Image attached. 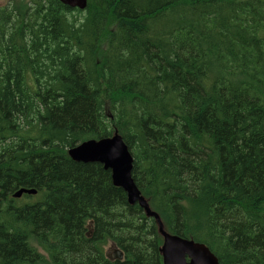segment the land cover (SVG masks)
I'll use <instances>...</instances> for the list:
<instances>
[{
    "label": "trees",
    "instance_id": "16d2710c",
    "mask_svg": "<svg viewBox=\"0 0 264 264\" xmlns=\"http://www.w3.org/2000/svg\"><path fill=\"white\" fill-rule=\"evenodd\" d=\"M115 132L167 232L264 264V0L0 5V264H162L153 217L67 153Z\"/></svg>",
    "mask_w": 264,
    "mask_h": 264
},
{
    "label": "water",
    "instance_id": "95a60500",
    "mask_svg": "<svg viewBox=\"0 0 264 264\" xmlns=\"http://www.w3.org/2000/svg\"><path fill=\"white\" fill-rule=\"evenodd\" d=\"M59 1L80 10H83L87 4V0ZM67 153L74 161L98 162L105 169H110L113 185L124 190L128 203H137L146 216L153 217L158 226V233L162 237L159 248L162 264H218L216 256L204 243L171 234L164 229L159 215L151 209L133 180L131 173L133 158L117 132L108 137L84 140L67 149ZM24 193L35 194L36 190L20 187L12 196L18 198ZM113 258L121 259L122 252L115 248Z\"/></svg>",
    "mask_w": 264,
    "mask_h": 264
},
{
    "label": "rangeland",
    "instance_id": "374dc122",
    "mask_svg": "<svg viewBox=\"0 0 264 264\" xmlns=\"http://www.w3.org/2000/svg\"><path fill=\"white\" fill-rule=\"evenodd\" d=\"M5 3H6V0H0V5H4ZM114 249L115 247L111 244L106 246V250L109 255H111V252H113Z\"/></svg>",
    "mask_w": 264,
    "mask_h": 264
},
{
    "label": "flooded vegetation",
    "instance_id": "af4514ba",
    "mask_svg": "<svg viewBox=\"0 0 264 264\" xmlns=\"http://www.w3.org/2000/svg\"><path fill=\"white\" fill-rule=\"evenodd\" d=\"M113 252H114V250H113ZM113 252H111V255H109V254H108V255H109V256H113Z\"/></svg>",
    "mask_w": 264,
    "mask_h": 264
}]
</instances>
